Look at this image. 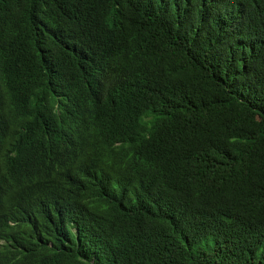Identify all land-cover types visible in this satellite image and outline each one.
<instances>
[{"label":"trees","instance_id":"obj_1","mask_svg":"<svg viewBox=\"0 0 264 264\" xmlns=\"http://www.w3.org/2000/svg\"><path fill=\"white\" fill-rule=\"evenodd\" d=\"M0 264H264V0H0Z\"/></svg>","mask_w":264,"mask_h":264}]
</instances>
